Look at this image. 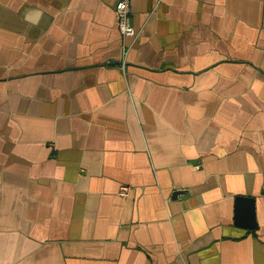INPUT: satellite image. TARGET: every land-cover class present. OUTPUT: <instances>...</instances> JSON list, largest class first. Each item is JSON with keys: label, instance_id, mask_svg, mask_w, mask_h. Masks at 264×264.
Returning <instances> with one entry per match:
<instances>
[{"label": "crops", "instance_id": "crops-1", "mask_svg": "<svg viewBox=\"0 0 264 264\" xmlns=\"http://www.w3.org/2000/svg\"><path fill=\"white\" fill-rule=\"evenodd\" d=\"M116 1L0 0V264H264V0Z\"/></svg>", "mask_w": 264, "mask_h": 264}, {"label": "built area", "instance_id": "built-area-1", "mask_svg": "<svg viewBox=\"0 0 264 264\" xmlns=\"http://www.w3.org/2000/svg\"><path fill=\"white\" fill-rule=\"evenodd\" d=\"M131 1L132 0H117L114 5V16L118 31L123 39L135 37L136 33L131 24ZM127 188H122V193H125Z\"/></svg>", "mask_w": 264, "mask_h": 264}, {"label": "water", "instance_id": "water-1", "mask_svg": "<svg viewBox=\"0 0 264 264\" xmlns=\"http://www.w3.org/2000/svg\"><path fill=\"white\" fill-rule=\"evenodd\" d=\"M234 221L238 226L255 228L254 200L252 198L236 197Z\"/></svg>", "mask_w": 264, "mask_h": 264}]
</instances>
